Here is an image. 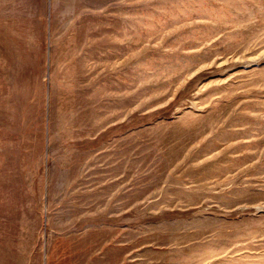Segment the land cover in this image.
I'll use <instances>...</instances> for the list:
<instances>
[{
	"label": "rangeland",
	"instance_id": "obj_1",
	"mask_svg": "<svg viewBox=\"0 0 264 264\" xmlns=\"http://www.w3.org/2000/svg\"><path fill=\"white\" fill-rule=\"evenodd\" d=\"M0 264H264V0H0Z\"/></svg>",
	"mask_w": 264,
	"mask_h": 264
}]
</instances>
